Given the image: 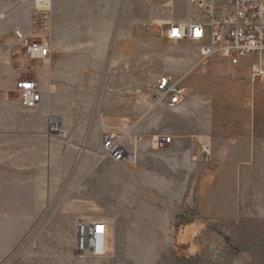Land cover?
I'll return each instance as SVG.
<instances>
[{
  "label": "rangeland",
  "instance_id": "1",
  "mask_svg": "<svg viewBox=\"0 0 264 264\" xmlns=\"http://www.w3.org/2000/svg\"><path fill=\"white\" fill-rule=\"evenodd\" d=\"M18 1L13 0L0 13L5 14L0 22L7 18L0 23L2 31L8 33L14 28V36L17 29L32 32L34 15L33 3L18 5ZM73 5L79 15L78 8L86 2L74 0ZM121 12L127 37L87 40L91 53L75 57L79 69L62 72L60 85L53 82L50 88L53 96L58 88L64 96L80 100V104H56L72 118L78 104L88 107L83 117L85 134H73L74 130L63 123L70 135V147L76 139L79 145H85L80 158L77 147L66 148L60 138L47 135L50 116H61L64 122L63 115L52 112L44 118L37 113L39 126L34 127L30 125L32 113L24 114L25 109L33 110L23 106L17 90L11 92L10 99L5 97L9 103H0V264H264L263 147L258 149L255 173L243 175L235 184L234 200L229 192L216 189V184L209 181L221 162L211 128L221 129L223 121L235 120L245 110L253 112L248 99L256 88L264 90L261 81L259 87L258 82H236L237 74L243 66H250L251 58L237 66L225 59H210L185 81L189 88L186 102L198 93L199 102L192 107L194 120L177 115L168 106L158 120L152 114L159 106L149 110L145 103L138 102L139 94L150 97L160 75L182 67L183 59L178 57L193 55L184 46L161 45L156 38L161 36L157 23L203 13L190 8L187 0H122ZM54 15L52 3V36ZM26 22L30 32L24 27ZM164 30L166 33L168 26ZM162 39L169 42L167 37ZM210 41L207 27L202 43ZM103 47L105 53L98 54ZM10 49L21 78H35L38 64L42 69L53 66L52 61L45 64L24 58L15 38ZM193 78L194 82L188 84ZM104 96L109 100V113H116L122 106L125 123L119 119L109 122L103 116ZM200 118L206 120L201 130L196 125ZM129 128L145 137L138 163L107 159L96 166L93 152L101 146L102 134ZM183 132L189 134L178 136ZM157 134H170L176 140L168 148L156 150L150 139ZM202 141L211 144V155L203 152ZM70 158L68 165L66 160ZM46 181L51 182L50 197H33ZM29 190L32 197L28 199L24 196ZM217 196L227 210L235 213L214 214ZM60 206L78 207L80 216L109 224L112 236L106 255L78 257L66 229L59 240L62 245H44L50 232L48 220ZM47 242L56 241L52 238Z\"/></svg>",
  "mask_w": 264,
  "mask_h": 264
},
{
  "label": "crops",
  "instance_id": "2",
  "mask_svg": "<svg viewBox=\"0 0 264 264\" xmlns=\"http://www.w3.org/2000/svg\"><path fill=\"white\" fill-rule=\"evenodd\" d=\"M13 0H0V13L4 12L5 9L12 3ZM86 5H82L78 8L76 15V8L73 3L74 0H52L53 7H55V15L53 17V36H52V64L49 69H42L41 65H36L37 76L35 79L38 82L41 91L42 102L39 107L31 108L26 107L33 111H27L25 115H30L32 113L30 125L37 127L39 126L37 122L40 118L39 115H42L44 118L47 115L53 113H58L64 116V123L69 130H74L73 134H85L86 125L84 121V114L87 111V106H79L80 100L75 101L74 98L64 96L59 92L58 88L54 96L50 93V88L53 87V82L55 86L60 85L62 82V72L70 70H78L80 65L74 62L75 57L82 54H90L91 52L87 47V40H109V39H123L127 37L126 34V19L122 17V0H85ZM97 3V4H96ZM101 3V4H99ZM90 4V5H89ZM79 12V13H78ZM1 18L5 17V14L0 15ZM7 18H5L6 20ZM2 20L1 22L5 21ZM171 20L163 21L167 26ZM0 22V23H1ZM27 32H30L31 27L29 23L24 25ZM14 28L10 29L8 33L2 31L0 26V103H9L11 98V92L16 90L17 81L21 78L22 73L17 70L11 59V45L14 43ZM153 34V33H152ZM154 35V34H153ZM154 37H156L154 35ZM159 40V43L167 47H187L191 52L193 57H178L177 59L181 60L182 67H177L173 71L175 75H183L187 69L191 68L193 64L199 58V43L198 45H193V43H187L182 45L181 43H173L169 40L168 43L160 37H156ZM79 40L78 42H76ZM82 42L83 45H80ZM105 47L101 51H98V54H104ZM94 53V52H93ZM246 59V58H244ZM228 61V60H227ZM54 63V64H53ZM229 64H231L228 61ZM243 61L238 64L241 65ZM184 64V65H183ZM186 64V65H185ZM233 65V64H231ZM245 65V64H244ZM237 66V65H233ZM241 68V74H237V81L240 83H252L256 84L258 81H261L264 84V76L258 78L251 77L250 66H243ZM195 78V76H194ZM194 78L191 81H188V84L194 82ZM259 87V82L257 83ZM257 89V90H256ZM251 95V98L248 99L247 105L254 109L253 112L245 110L237 114L235 120L223 121L221 124V129L211 128L210 134L214 140L216 150L221 157V162L219 167L215 169L214 176L209 179L210 182L216 184V189L225 192H229L231 198L234 200L235 192L237 186L235 184L239 183L242 180L243 175L251 176L255 173L258 162V149L263 147L264 149V90L260 91L256 88ZM198 93H195L189 101H185L183 104L175 107L169 108L173 109L177 115H180L183 118L192 120V107L198 104L199 100L197 99ZM79 103L75 109L74 117L70 116V112L66 111L64 107H58L63 103ZM109 102L106 96L102 99V110L103 116L109 119L122 120L124 123L127 120V116L122 111V106L118 107V111L114 114L109 113L106 109V104ZM121 100L118 99V103ZM57 104V105H56ZM54 105H56L54 110ZM166 106H159L153 111L154 118L158 119L162 117L165 113ZM72 108V106H71ZM37 112H34V111ZM40 111V112H39ZM34 113V114H33ZM39 115H38V114ZM0 112V117H1ZM202 119V120H201ZM157 120V121H158ZM194 120V119H193ZM201 130L206 126L205 118H200L196 124ZM112 129V126H108ZM189 133H179L178 136H187ZM173 143L175 142V136ZM262 141V143H260ZM172 143V144H173ZM79 142L76 139L72 141L71 149H76ZM73 154V150H71ZM224 155V156H223ZM66 164H70L71 158L66 160ZM206 182H208L206 180ZM50 184L51 182H42V186L39 189L38 195H33V197L39 198H49L50 194ZM222 186H221V185ZM225 184V186H224ZM24 197L28 199L32 197L30 190L28 194ZM217 202L215 203L214 214H229L235 213V211L227 210L226 206H223V203L219 200L218 196L216 197ZM45 212V211H44ZM43 212V213H44ZM51 218L48 220V229H50L49 234H46L44 238L45 246H60L59 240L62 238L63 230L68 231V240L69 244H76V224L78 220H102L108 226L109 224L103 219H88L83 216H80V210L78 207L74 206H60L56 209ZM52 228H54L53 231ZM54 239L56 242L50 244L48 239ZM76 252V251H75Z\"/></svg>",
  "mask_w": 264,
  "mask_h": 264
},
{
  "label": "built area",
  "instance_id": "3",
  "mask_svg": "<svg viewBox=\"0 0 264 264\" xmlns=\"http://www.w3.org/2000/svg\"><path fill=\"white\" fill-rule=\"evenodd\" d=\"M189 7L198 8L203 16L190 15L183 20H171L165 33V24L157 23L160 38L167 37L173 43H199V58L189 72L178 76L173 73L160 75L150 97L139 94L138 102L145 103L149 110L160 105L175 108L183 104L189 95L185 84L187 77L210 59L228 60L233 65L240 64L244 58H251V77L264 76V0H187ZM33 3L34 15L32 32L20 29L15 31L16 45L24 58L37 59L45 64L52 61V30L49 13L51 0H19L18 5ZM210 28L211 41L202 43L206 28ZM26 107H39L42 102L38 82L33 78L22 77L16 88ZM61 116L51 115L47 135L58 137L66 148L71 145L68 131L64 128ZM145 137L133 129L108 130L101 136V146L93 152L94 162L100 165L107 159L128 161L137 164L140 145ZM170 134H157L151 137L153 149L162 150L173 143ZM202 150L212 154L211 144L201 142ZM78 158L85 149L78 145ZM108 225L102 220H78L76 224L75 251L78 257L104 256L107 254Z\"/></svg>",
  "mask_w": 264,
  "mask_h": 264
},
{
  "label": "bare ground",
  "instance_id": "4",
  "mask_svg": "<svg viewBox=\"0 0 264 264\" xmlns=\"http://www.w3.org/2000/svg\"><path fill=\"white\" fill-rule=\"evenodd\" d=\"M108 228H109V230H108V235H109V237H108V240H107V249L109 250V245H110V239H111V236H112V234H111V231H110V227L108 226Z\"/></svg>",
  "mask_w": 264,
  "mask_h": 264
}]
</instances>
